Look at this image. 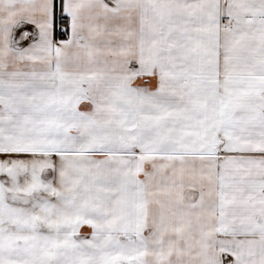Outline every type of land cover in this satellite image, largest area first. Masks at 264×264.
Returning a JSON list of instances; mask_svg holds the SVG:
<instances>
[{"label": "snow or ice", "instance_id": "snow-or-ice-1", "mask_svg": "<svg viewBox=\"0 0 264 264\" xmlns=\"http://www.w3.org/2000/svg\"><path fill=\"white\" fill-rule=\"evenodd\" d=\"M0 264H264V0H0Z\"/></svg>", "mask_w": 264, "mask_h": 264}]
</instances>
